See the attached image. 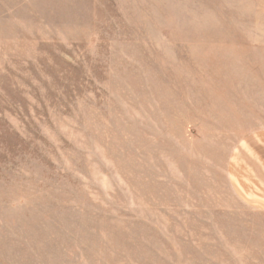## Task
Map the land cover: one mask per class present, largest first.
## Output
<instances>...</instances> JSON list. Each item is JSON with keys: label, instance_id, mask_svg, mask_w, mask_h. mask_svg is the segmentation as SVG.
<instances>
[{"label": "rangeland", "instance_id": "374dc122", "mask_svg": "<svg viewBox=\"0 0 264 264\" xmlns=\"http://www.w3.org/2000/svg\"><path fill=\"white\" fill-rule=\"evenodd\" d=\"M263 130L264 0H0V264H264Z\"/></svg>", "mask_w": 264, "mask_h": 264}, {"label": "crops", "instance_id": "0c3cea01", "mask_svg": "<svg viewBox=\"0 0 264 264\" xmlns=\"http://www.w3.org/2000/svg\"><path fill=\"white\" fill-rule=\"evenodd\" d=\"M229 174L238 197L253 209L264 212V130L237 146Z\"/></svg>", "mask_w": 264, "mask_h": 264}]
</instances>
